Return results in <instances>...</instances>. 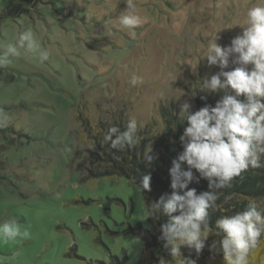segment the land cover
<instances>
[{"label":"rangeland","instance_id":"374dc122","mask_svg":"<svg viewBox=\"0 0 264 264\" xmlns=\"http://www.w3.org/2000/svg\"><path fill=\"white\" fill-rule=\"evenodd\" d=\"M134 2L144 21L135 37L106 23L126 0H36L0 22V52L27 29L50 52L40 63L21 49L0 69V127L16 131L0 133V223L15 218L31 233L0 244V264H138L143 244L130 229L151 230L141 189L89 178V151L101 155L95 138L118 117L150 140L164 129L163 107L179 114L187 100L195 111V88L222 71L203 58L206 45L216 35L229 46L259 0Z\"/></svg>","mask_w":264,"mask_h":264},{"label":"clouds","instance_id":"9594fccd","mask_svg":"<svg viewBox=\"0 0 264 264\" xmlns=\"http://www.w3.org/2000/svg\"><path fill=\"white\" fill-rule=\"evenodd\" d=\"M126 4V9L115 20L106 23L135 37V29L142 25L143 17L134 0H126ZM240 27L242 34L229 46L219 45L216 35L206 45L203 58L210 66L218 64L222 71L206 78L202 89L209 93L222 91L224 95L214 107L205 106L197 111L191 110L192 105L187 100L180 105L179 116L187 126L180 137L183 151L169 169L172 192L161 195L144 210V215L149 218L157 213L168 217L160 232L174 264H195L180 258L181 247L199 252L212 234L222 236L219 245L225 264H250V250L264 235V212L258 210L254 201H249L244 210L234 215L216 219L218 232L213 233L209 226V209L216 207V190L228 186L234 177L250 167H264L261 162L264 158V0L246 10L245 21ZM21 49L35 55L40 63L49 60V50L41 46L31 29H27L19 33L15 42L3 46L0 69L20 56ZM230 60L235 67L223 71L229 67ZM130 83L136 86L142 80L133 75ZM7 119L0 111V120ZM137 129L134 118L129 120L124 131L111 126L104 134L103 142L110 143L112 149L123 151L136 143ZM185 163L187 170L183 167ZM193 169L200 174L199 178L208 180L209 191L197 194L195 189H188L194 180L199 182ZM150 180V175L143 176L139 188L150 191ZM55 198L59 199L60 194L56 193ZM177 212L179 215H173ZM30 236L29 229L15 218L0 223V244L17 243ZM215 247L216 242H213L212 248ZM159 264L166 262L161 259Z\"/></svg>","mask_w":264,"mask_h":264},{"label":"trees","instance_id":"16d2710c","mask_svg":"<svg viewBox=\"0 0 264 264\" xmlns=\"http://www.w3.org/2000/svg\"><path fill=\"white\" fill-rule=\"evenodd\" d=\"M3 1L4 6L0 10V22L27 14L28 5L33 4L36 0ZM250 67L252 66L250 65ZM223 95L222 91L205 93L196 87L193 96L195 111L205 106L214 107ZM240 99L243 101L244 97L241 96ZM162 112L165 123L164 129L150 140L141 138L136 133V143L131 147H126L123 151L112 149L110 143L103 142V136L108 130L107 127H103L101 136L95 138V145L101 155L89 151L91 163L96 167L89 170L88 177L94 179L124 177L139 186L143 176L150 175L151 190L145 192L141 190L145 205L156 202L161 195L166 193L170 195L172 189L170 187L169 169L172 167V161L183 151L180 137L183 135L187 122L179 116L172 106L163 107ZM127 124L128 122L122 121V118L118 117L113 126L124 131ZM5 131L16 132L12 127H0V133ZM151 141L152 148L147 150ZM148 157L151 159L149 160ZM261 162L264 163V158ZM183 167L184 170H187L188 166L185 163ZM1 169L0 166V174ZM193 175L199 178L200 174L193 169ZM208 183L207 179L199 178V182L194 180L188 185V189H195L197 194H200L210 190ZM180 194L183 192L181 191ZM216 194V207L209 209V226L213 233L218 232L215 228L216 219L221 216H231L244 210L249 201H254L258 210L264 212V167L248 168L240 176L234 177L228 186L216 190ZM173 215H179V213ZM147 218L151 230H146L141 225L130 229L143 244V254L138 264H159L161 259H164L166 264H174L169 250L164 247L160 232L161 226L168 222V217L157 213L154 217ZM221 239V235H210L204 248L199 252L187 246L181 247L180 258L186 261H194L195 264H225L223 252L219 245ZM213 242H216L215 248H212ZM112 259L116 264H121L117 258ZM249 260L250 264H264V235L259 238L256 247L250 250Z\"/></svg>","mask_w":264,"mask_h":264}]
</instances>
